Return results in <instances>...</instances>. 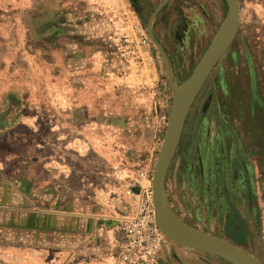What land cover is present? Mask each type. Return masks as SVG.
Here are the masks:
<instances>
[{
    "label": "rangeland",
    "instance_id": "rangeland-1",
    "mask_svg": "<svg viewBox=\"0 0 264 264\" xmlns=\"http://www.w3.org/2000/svg\"><path fill=\"white\" fill-rule=\"evenodd\" d=\"M161 1L0 0V108L12 107L11 133H19L0 140V186L11 189L9 208L0 209V264H54L57 103L84 97L90 105L121 103L124 119L134 124L121 135L122 162L107 163V172L114 165L122 171L120 180H108L120 187L121 221L152 193L146 176L153 179L174 91L191 77L228 13L225 0H203L197 13L201 0H173L153 30L169 2ZM237 1L238 35L193 104L166 198L181 221L264 264V0ZM83 67L85 79L76 80ZM73 81L88 94L68 96ZM242 195L252 215L235 210L241 216L225 226L230 205ZM165 253L176 263L235 264L171 241Z\"/></svg>",
    "mask_w": 264,
    "mask_h": 264
},
{
    "label": "crops",
    "instance_id": "crops-1",
    "mask_svg": "<svg viewBox=\"0 0 264 264\" xmlns=\"http://www.w3.org/2000/svg\"><path fill=\"white\" fill-rule=\"evenodd\" d=\"M84 69L74 74L78 76L76 80L85 79ZM88 92L85 87L75 85L67 90V95L86 96ZM71 101L66 105L57 103L54 109V264H115L108 254V247L112 246L111 250L115 247V227L121 221V215L117 213H120L122 199L117 201L120 187L108 183L114 176L107 172V163L122 162L124 143L121 135L124 129L133 126L134 121L124 119L121 103L90 105L86 97ZM10 111V105L0 108V140L4 143L9 137L17 139L19 135L16 131L11 133L16 124ZM95 111L97 117L92 119ZM149 164L147 170L135 172V175L148 172ZM10 191L0 186V200H8L6 203L0 201V209L9 208ZM110 191L116 195L108 198ZM243 195L237 198L235 206L230 205L233 211L226 214L225 226L234 225L233 217L241 216L242 213L235 210L242 208L252 215L249 210L247 212ZM110 218L112 220L108 221ZM1 223L4 225L7 221L2 218ZM242 224L245 226L246 223ZM107 226L112 230L107 231ZM195 229L211 233L199 227Z\"/></svg>",
    "mask_w": 264,
    "mask_h": 264
},
{
    "label": "water",
    "instance_id": "water-1",
    "mask_svg": "<svg viewBox=\"0 0 264 264\" xmlns=\"http://www.w3.org/2000/svg\"><path fill=\"white\" fill-rule=\"evenodd\" d=\"M225 1L228 13L224 22L191 77L180 89L174 91L163 143L153 173L152 202L156 225L169 241L222 257L235 264H261L251 254L229 241L197 230L181 221L168 206L166 198V178L193 104L219 61L232 46L240 29L238 1ZM167 71L169 72L168 65Z\"/></svg>",
    "mask_w": 264,
    "mask_h": 264
},
{
    "label": "built area",
    "instance_id": "built-area-1",
    "mask_svg": "<svg viewBox=\"0 0 264 264\" xmlns=\"http://www.w3.org/2000/svg\"><path fill=\"white\" fill-rule=\"evenodd\" d=\"M112 174L116 180H120V167L114 166ZM146 180L152 188V177L146 176ZM134 195L140 196L137 193ZM135 205L132 214L115 227V264H167L162 260L161 253L170 241L161 234L156 225L151 191Z\"/></svg>",
    "mask_w": 264,
    "mask_h": 264
},
{
    "label": "flooded vegetation",
    "instance_id": "flooded-vegetation-1",
    "mask_svg": "<svg viewBox=\"0 0 264 264\" xmlns=\"http://www.w3.org/2000/svg\"><path fill=\"white\" fill-rule=\"evenodd\" d=\"M164 1H165V0H162L161 3H160V5H161L162 3H164ZM205 1H206V0H205ZM203 2H204V1L201 0V1H199V5H198V6H194L193 11H194L195 13L199 12V11L201 10V7L204 8V4H203ZM172 3H173V0H169L168 4L162 8L161 12H159V14L157 15L158 18H160L159 20H158V18H157V16H156L155 21L153 22V25H152L153 30L156 29L155 27H157V25H158V21H159V23H160V25H161V21H160V20H161L163 14H167L165 10H167V8H168L169 6L172 5ZM160 5H159V6H160ZM137 13L139 14L140 12H137ZM146 13H147V11H145V9H143L142 12H141V14H140V17L143 16L144 14H146ZM153 14H154V12H149V15H148V16H151V17H152ZM156 31H157V30H156ZM183 33H184V32H183ZM177 36H178V38H180V35H179V34H178ZM153 39H154L155 41H157V42H160L159 39H158V37H157L156 35H154ZM235 217H236V216H235ZM235 217H233V219H235ZM231 221H232V220H231ZM169 245H170V243L168 244V247H169ZM161 258H162V260H163L165 263H167V264H185V263L183 262L182 259H179L177 263H176L175 261L173 262V260H171V258H170L168 255H166L165 250L162 251V253H161Z\"/></svg>",
    "mask_w": 264,
    "mask_h": 264
}]
</instances>
